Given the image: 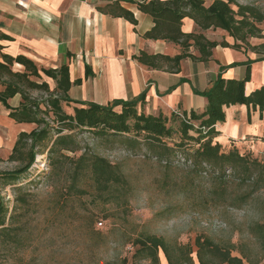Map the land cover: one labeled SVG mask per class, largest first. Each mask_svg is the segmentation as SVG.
Listing matches in <instances>:
<instances>
[{
	"label": "rangeland",
	"instance_id": "374dc122",
	"mask_svg": "<svg viewBox=\"0 0 264 264\" xmlns=\"http://www.w3.org/2000/svg\"><path fill=\"white\" fill-rule=\"evenodd\" d=\"M138 3L155 10L154 34L147 39L163 46L158 53L145 51V61L165 70L176 66L180 70L187 59L217 63L226 83L215 94L229 97L224 104H215L205 130L216 136L222 152L238 150L249 156V162L240 168L226 167L222 173L210 156L197 154L194 140L161 157L145 143L129 145L119 138L78 131L83 146L119 166L127 189L98 191L89 170L73 183L70 165L51 172L48 154L40 149L43 154L36 156L17 185L0 187V197L10 212H16L24 244L18 250H1L0 264H112L123 257L133 264V242L148 234L163 237L172 246L189 243L194 257L196 238L204 235L230 248L233 255L241 257L243 251L245 264L264 263L257 230L264 222V83H251V67L242 79L228 77V68L216 54L222 48L243 55L246 63L264 60V0ZM239 61L235 58L228 67ZM229 80L243 81L244 89ZM63 106L72 112V105ZM229 110L235 111V120L226 124ZM252 120L255 124L244 134ZM176 142L178 136L170 145ZM7 159L2 154L0 171L19 166ZM109 198L112 201L107 203ZM159 258L161 264H169L162 251Z\"/></svg>",
	"mask_w": 264,
	"mask_h": 264
},
{
	"label": "trees",
	"instance_id": "16d2710c",
	"mask_svg": "<svg viewBox=\"0 0 264 264\" xmlns=\"http://www.w3.org/2000/svg\"><path fill=\"white\" fill-rule=\"evenodd\" d=\"M99 9L104 13L123 17L137 24L134 12L118 1ZM139 9L155 16V10L145 9L143 4H139ZM155 25L154 22V26L145 33L146 38L153 37ZM0 37L8 38L3 34ZM145 55L143 52L139 56L142 64L165 70L151 60L145 61ZM15 64L22 65L24 70H15ZM172 70L177 71L178 66ZM86 75H94L89 65H86ZM49 80L53 83V87ZM81 82V79L72 81L68 64H62L56 68L43 67L24 55L3 54L0 60V86L2 87L0 102L10 111V118L17 123L33 124L34 128L18 134L7 160L18 163L19 166L12 170L0 171V187L17 185L21 176L25 175L36 162V156L43 154L40 152L43 148L48 154L51 172H56L63 168V165L69 164L73 183L79 180L84 171L89 170L98 191L113 192V189H127L128 181L119 166L83 146L77 134L78 131H89L97 137L106 139L119 138L129 145L145 143L153 151L159 152L161 157L172 154L175 149L182 148L186 143L194 140L199 145L196 149L197 154L210 156L215 167L222 173L226 167L240 168L250 160L248 155H243L238 150L222 152V144L215 141L216 136L212 135L209 129L205 130L207 117L216 112L215 104H224L223 99L229 97L227 93H224L226 98L222 95L223 93L215 94L216 91L225 87L226 81L220 75L214 85L203 92L208 99V104L203 111L192 110L190 113L174 111L169 115L162 112L145 113L139 106L140 102H145V94H141L134 100L116 99L109 105L91 102L73 106L72 104L78 101L70 97L69 91L73 84ZM227 82L235 83L244 89V82L241 80ZM243 91L242 96L245 100ZM35 93L43 95L38 97ZM16 95L21 96V103L18 107H13L9 100ZM63 105H72V112H67ZM221 116L223 118L224 114L222 113ZM176 136L179 137L180 142L170 145V141ZM23 185L18 186L19 190L23 189ZM106 201L110 203L112 200L109 198ZM96 223L97 219H94V228ZM257 230L264 251V222L257 225ZM22 231L16 212H10L8 205L0 197V251L22 248L24 245ZM133 244L136 248L133 264H139L142 260L148 261V264H161L160 251L164 253L169 264H196V260L199 264H245L244 258H247L243 251L241 257L233 255L230 248L204 235L196 238L195 245L198 250L195 257L191 244L172 246L163 237L157 235L148 234L142 238H136ZM175 252L176 256H174ZM112 264H129V260L123 257Z\"/></svg>",
	"mask_w": 264,
	"mask_h": 264
},
{
	"label": "crops",
	"instance_id": "0c3cea01",
	"mask_svg": "<svg viewBox=\"0 0 264 264\" xmlns=\"http://www.w3.org/2000/svg\"><path fill=\"white\" fill-rule=\"evenodd\" d=\"M118 1L134 12L137 24L99 8ZM154 26L153 18L139 9L138 0H0V60L3 54L24 55L39 66L56 68L70 65L73 84L69 95L78 103L109 105L116 99L134 100L145 94L139 106L145 113L171 114L203 111L208 99L203 95L219 76L213 60H184L181 69L166 71L148 67L139 61L145 52L158 53L163 46L145 37ZM219 63L228 68L227 76L242 79L252 68V82L264 83V60L246 63L243 55L216 49ZM238 58L239 65L228 67ZM89 65L94 75H86ZM257 66V67H256ZM14 69L24 67L15 64ZM2 87L0 86V90ZM18 107L21 96L9 100ZM0 102V155L11 153L17 136L31 131L33 124L17 123ZM226 124L235 120L229 110ZM254 120L242 130L251 131ZM239 129V128H237Z\"/></svg>",
	"mask_w": 264,
	"mask_h": 264
},
{
	"label": "bare ground",
	"instance_id": "6f19581e",
	"mask_svg": "<svg viewBox=\"0 0 264 264\" xmlns=\"http://www.w3.org/2000/svg\"><path fill=\"white\" fill-rule=\"evenodd\" d=\"M38 157H40V155H39ZM38 159H39V158H38Z\"/></svg>",
	"mask_w": 264,
	"mask_h": 264
},
{
	"label": "built area",
	"instance_id": "2783aa9c",
	"mask_svg": "<svg viewBox=\"0 0 264 264\" xmlns=\"http://www.w3.org/2000/svg\"><path fill=\"white\" fill-rule=\"evenodd\" d=\"M100 224H102V223H100Z\"/></svg>",
	"mask_w": 264,
	"mask_h": 264
}]
</instances>
